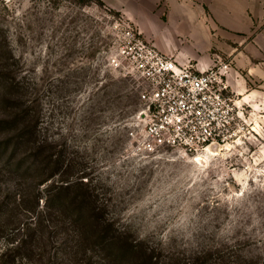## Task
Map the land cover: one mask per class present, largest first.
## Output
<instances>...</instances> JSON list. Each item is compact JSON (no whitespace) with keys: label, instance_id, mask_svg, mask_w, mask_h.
Wrapping results in <instances>:
<instances>
[{"label":"rangeland","instance_id":"1","mask_svg":"<svg viewBox=\"0 0 264 264\" xmlns=\"http://www.w3.org/2000/svg\"><path fill=\"white\" fill-rule=\"evenodd\" d=\"M111 1L0 0V34L36 87L42 135L64 149L69 180L86 168L119 230L182 262L208 252L214 261L243 256L264 264V0H114L121 8ZM128 26L153 44L145 31H157L171 45L163 52L181 61L230 65L228 93L243 111L235 142L201 161L180 152L152 159L127 153L142 103L136 79L107 56ZM5 167L1 194L11 202L26 177ZM62 238L41 243L44 261ZM65 256L74 260L70 251Z\"/></svg>","mask_w":264,"mask_h":264},{"label":"trees","instance_id":"2","mask_svg":"<svg viewBox=\"0 0 264 264\" xmlns=\"http://www.w3.org/2000/svg\"><path fill=\"white\" fill-rule=\"evenodd\" d=\"M75 1L104 5L103 0ZM1 31L0 104L6 108L0 115V134H7L0 136V174L8 166L10 172L26 177V185L15 192L11 202L6 201L9 193L2 195L0 188V264H79L84 260V264H254L243 256L240 260L227 257L214 261L208 252L182 262L174 254H164L135 239L130 231L119 230L106 216L86 168L80 169L82 173L74 180L66 176L64 149L55 139L42 135L36 87L22 72L5 31ZM74 163L68 170L76 166ZM33 171L39 173L38 180L32 177ZM43 184L46 186L41 190ZM59 234L63 238L55 250L60 247L64 253L58 250L52 255L49 250L44 261L46 249L42 246L52 244V238ZM69 251L74 260L66 263Z\"/></svg>","mask_w":264,"mask_h":264},{"label":"built area","instance_id":"3","mask_svg":"<svg viewBox=\"0 0 264 264\" xmlns=\"http://www.w3.org/2000/svg\"><path fill=\"white\" fill-rule=\"evenodd\" d=\"M107 59L137 81L142 121L129 130L125 148L129 155L152 159L180 152L196 158L235 142L243 111L228 93L229 64L203 67L181 61L131 26L122 28Z\"/></svg>","mask_w":264,"mask_h":264},{"label":"crops","instance_id":"4","mask_svg":"<svg viewBox=\"0 0 264 264\" xmlns=\"http://www.w3.org/2000/svg\"><path fill=\"white\" fill-rule=\"evenodd\" d=\"M111 3H112V5L113 6H120V8L121 7H123L124 5H121L119 2H117V1H111ZM142 29V28H141ZM148 31H145V35H146V37L148 38V39H150V40H153L154 41V44L156 45V46H158L162 51H167L166 50V45H169L170 47H171V45L169 44V42H168V39L165 41L166 42V44L164 43V41H162L159 37H158V35L156 34V32H155V36H153L152 34H149V33H147ZM179 60H181L180 58H179V56H176Z\"/></svg>","mask_w":264,"mask_h":264},{"label":"bare ground","instance_id":"5","mask_svg":"<svg viewBox=\"0 0 264 264\" xmlns=\"http://www.w3.org/2000/svg\"><path fill=\"white\" fill-rule=\"evenodd\" d=\"M218 153L216 151H213L211 149H208V152L205 155L199 154L196 158H194L195 161H201L203 158H205L207 155H217Z\"/></svg>","mask_w":264,"mask_h":264}]
</instances>
